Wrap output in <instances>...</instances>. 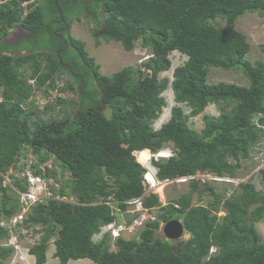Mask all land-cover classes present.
Masks as SVG:
<instances>
[{
  "label": "trees",
  "instance_id": "1",
  "mask_svg": "<svg viewBox=\"0 0 264 264\" xmlns=\"http://www.w3.org/2000/svg\"><path fill=\"white\" fill-rule=\"evenodd\" d=\"M55 1L0 0V217L9 221L21 209L18 193L3 182L12 169L11 186L26 190L16 175L25 168L28 150L37 175L43 164L59 162L61 183L58 172L45 167L60 184L53 191L73 199L38 204L24 221L32 237L39 236L29 249L35 264L48 262L52 242L60 264H264V241L256 227L264 221V171L259 172L262 190L251 182L219 190L196 178L238 176L241 161L251 159L264 138L257 124L264 125V62L247 59L251 45L237 29L247 13L264 18V0H59L64 21ZM76 18L92 21L97 47L102 41L118 42L132 52L140 42L151 57L110 77L102 75L85 42L71 34ZM18 25L35 33L18 44L7 43L4 38ZM176 51L188 60L174 70L171 82L161 74L171 70ZM211 68L242 70L249 85L210 84ZM62 77L67 78L64 96L40 106L37 92L43 89L48 100ZM170 85L176 106L156 129ZM210 105L219 108V116L205 114L201 132L191 128V118ZM106 108L110 114L103 113ZM168 145L173 156L152 158L156 178H194L188 193L164 205L158 194L147 192L148 170L136 153L148 149L156 155ZM206 195L211 200L205 203ZM136 198H142L145 209L158 210L139 238L119 237L116 250L109 233L95 241L103 228L118 223L115 208L125 212L126 202ZM172 219L183 222L189 239L157 236ZM9 236V228L0 226V242ZM13 253L0 245V264Z\"/></svg>",
  "mask_w": 264,
  "mask_h": 264
},
{
  "label": "rangeland",
  "instance_id": "2",
  "mask_svg": "<svg viewBox=\"0 0 264 264\" xmlns=\"http://www.w3.org/2000/svg\"><path fill=\"white\" fill-rule=\"evenodd\" d=\"M27 7V6H24ZM28 11V9L26 10ZM218 22L221 25H224V22L221 20H218ZM73 24V23H72ZM74 26V27H73ZM74 28V32L73 29ZM94 28V24L92 21L87 20L86 18H76L74 21V25L71 26V34L74 38L79 39L83 42H85L87 50L91 57L95 59V62L98 66H100V72L104 76H112L114 73L118 72L122 68L126 66H138V63H140V60L146 59L150 53V49H143L140 42H136L135 49L132 52H126L123 47L118 42H111V43H105L102 41L101 46L97 47L94 41V38L92 36L91 30ZM237 29L243 32L247 36V40L251 45V51L247 57L249 61L254 63L255 61H262L264 62V54L261 52V47L264 46V18L261 17L258 13H247L243 18H241L237 22ZM172 61V68L168 72H164L161 74L162 78H167L171 82L173 81V72L174 70L183 65L187 60L188 57L186 55L181 54L180 52H172L171 56ZM26 73L30 74V70L26 69ZM60 83H66L67 78L62 77ZM29 83L33 86H36V80L30 79ZM208 83L210 84H218V83H235L243 86L249 85V80L246 78L242 70H231L226 71L222 69L217 68H211L209 70V76H208ZM43 89L37 92V95L35 98H37V101L40 102V106L43 105L41 103H45L47 100L43 97ZM75 95V94H74ZM163 97L166 99L167 107L164 109L161 117L154 122V127L156 129H159L162 124L169 121L171 116V109L176 106V102L174 99V93L172 91L171 85L167 89V91L164 92ZM34 103H36L34 101ZM37 104V103H36ZM184 110L186 113H189V109L187 107H184ZM110 108H106L103 113L110 114ZM209 114L213 116H219L220 110L216 105H210L204 114L199 115L195 118H191L190 120V126L191 128L195 129L198 132H201L204 128V115ZM164 150L168 151V155L165 157H168L170 155H173L174 150L171 145H168ZM259 153L256 157L257 166L254 163H249V161L242 160V166L243 169H241L239 175L235 178L234 182H229L228 180L220 179V181L215 180L213 177V174H199L196 176L197 179L200 180V183L203 186H206V183H209L212 186L217 187L219 190L224 188V184H228L231 189L236 188L241 182H251L254 184V186L257 188V190H262L263 185L261 183V175L259 174L260 170L264 171V145L259 147ZM24 160H31L32 152L28 150L26 153ZM153 156V155H152ZM138 159V157H137ZM160 159V158H159ZM48 166L51 170H56L58 173L56 175L58 181L60 183L63 181L62 176L59 173V162H50L49 164H43L42 167ZM11 171L5 176L3 185L9 186L12 182L11 180ZM212 175V176H211ZM68 177V176H67ZM66 177V178H67ZM149 182L154 186L155 189L153 192L158 194L161 198L162 203L165 205L168 203L169 200H173L181 196L182 194H186L190 191V179H178L176 181H172L171 183L164 186L162 192H157L158 187L155 185V180L152 178H148ZM187 180V181H186ZM48 181L50 184L54 182V179L52 177L48 178ZM150 191H148L149 193ZM151 192V193H153ZM231 193V192H230ZM198 194L196 193L194 195V202L197 201ZM205 203L209 200H211V197L209 195L205 196ZM132 210V208H131ZM158 214V210L147 212H139L138 214H133L128 212L125 213H118V223H122L125 225L126 230L122 233V237L125 239H133L139 238L140 231L142 230L145 222L149 220H153L156 218ZM135 215V216H134ZM129 221H131L129 223ZM6 226V225H5ZM165 224L161 225V228L157 232V236L164 237L163 234V228ZM257 230L262 236V239L264 241V221L256 224ZM41 227H38L33 230V234H36V231L40 230ZM20 228L18 231V234L22 235L21 237H18V243L20 247H23L22 253L26 254V259L21 261L20 260V253H15L12 255L10 259L7 260L5 264H35V258L29 253H26V249H30L32 245L36 244L39 240L35 239V237H39L36 235L35 237H32L31 232L29 233L28 229ZM109 227L104 228L103 232L108 233ZM14 233V232H13ZM190 235L185 234L182 241H185L189 239ZM102 238V235L99 234L95 236V241L99 242ZM7 241L0 242V245L5 244ZM110 244L112 246V250H116L117 247L115 246V240H111ZM56 248L55 245H53V242L50 244L49 252H48V262L46 264H60L59 260L54 257V252ZM217 250L216 248L214 249ZM69 264H94L90 260H79V261H71Z\"/></svg>",
  "mask_w": 264,
  "mask_h": 264
},
{
  "label": "built area",
  "instance_id": "3",
  "mask_svg": "<svg viewBox=\"0 0 264 264\" xmlns=\"http://www.w3.org/2000/svg\"><path fill=\"white\" fill-rule=\"evenodd\" d=\"M150 57L151 56H148L146 59L140 60V63H138V64L141 65L142 63L146 62ZM63 87H64V83H59L57 85V87L54 89V91L51 93V96L48 97L47 101L53 102L58 96L63 97L64 94L61 92V88H63ZM42 104H44V103H42ZM257 124H258V127L260 129H262L264 132V125H262L260 123H257ZM262 145H264V138L261 140V142L258 145H256L254 147V152L251 155V159L248 160L249 163H254L257 166L256 157H257V154L259 153L258 149ZM23 161L25 164V168L18 175L19 180L23 181L22 184L27 187V190H24L23 192L19 191L22 211L19 214H17L16 216L12 217L9 221L5 220V219L2 220V218L0 217V226L2 228H9V231L12 233L11 242L13 244H15V247L18 249H20L21 247L19 244H17L18 237H17L15 231L17 229H19L20 226L23 224V221L25 220L28 212L30 211L31 206H33L35 203L44 204L50 200L72 201L73 202V199L69 200L67 197H62L60 195L55 194V192L53 190L55 188H60V184L55 183V182L50 184L48 181V175L46 174L45 171L43 174H39V175H37L35 173L34 167L36 165V162L33 159L23 160ZM260 171H262V170H260ZM156 175H157V170L155 171V179L157 180V183H159V184L167 185V184L172 182L171 180H166L164 182H161L156 178ZM213 177L217 181H220V179L225 178L229 181L226 183L234 182V180L236 178V177H231V176L218 177L214 174H213ZM192 178H194V177H189L186 179H192ZM146 179H147V177H146ZM173 181H176V180H173ZM145 184L147 186V192L150 191L149 193H151L155 190L153 188V185L150 182L146 181ZM126 203L128 205V208L125 212L129 211L130 213H133L135 215L141 211L147 212V213L150 212L149 210L144 208L142 198L132 199L130 201H127ZM131 208H132V210H131ZM115 210L118 212H121V213H125V212H122L119 208H115ZM107 227H109L108 233L110 234V236L113 240H116L119 237H122V233L126 230L125 225L122 223H116L114 225H109ZM107 227H105V228H107ZM103 230H104V228H103ZM103 230H102L101 235L107 233V232H103ZM22 231H24V229ZM21 250H23V249H21ZM28 251L29 250L26 251L27 254H28ZM213 252H215L214 249L211 250V253H213ZM20 259L22 261L25 260L26 255L22 253Z\"/></svg>",
  "mask_w": 264,
  "mask_h": 264
},
{
  "label": "water",
  "instance_id": "4",
  "mask_svg": "<svg viewBox=\"0 0 264 264\" xmlns=\"http://www.w3.org/2000/svg\"><path fill=\"white\" fill-rule=\"evenodd\" d=\"M88 1L104 2L106 0H88ZM58 2H59V0L55 1L57 9H58V11H59V13L61 15V18H62V20H64L63 13H62L59 5H58ZM33 34H34L33 32H26V34L24 36H22V37L27 38V37H30ZM12 35H13V33L10 34L9 36H7L5 38V40L10 41V37H12ZM159 157H161V156L159 155ZM163 234H164V237L168 241L181 242L183 240L185 234H186L185 226H184V224H183V222L181 220L172 219V220H170L169 222H167L165 224V226L163 228Z\"/></svg>",
  "mask_w": 264,
  "mask_h": 264
},
{
  "label": "clouds",
  "instance_id": "5",
  "mask_svg": "<svg viewBox=\"0 0 264 264\" xmlns=\"http://www.w3.org/2000/svg\"><path fill=\"white\" fill-rule=\"evenodd\" d=\"M33 2L35 1V0H32ZM27 4L28 3H25V5L24 6H27ZM17 27H21V25H18ZM14 30V29H13ZM13 30L11 31V32H13ZM11 34V33H10ZM9 34V35H10ZM8 35V36H9ZM6 38V37H5ZM4 38V39H5ZM22 54H27V52H23ZM149 56H151V54L149 55ZM164 150V149H163ZM163 150H161V151H163ZM159 152L158 154H161L162 152ZM151 152V151H150ZM158 154H156V155H154V154H152L153 156H152V158L153 157H157L158 156ZM174 154V153H173ZM172 155H170V156H168V157H171ZM136 157H137V154H136ZM168 157H159V158H168ZM152 158H151V162H152ZM158 157L156 158V159H159ZM137 161H138V159H137ZM36 164H37V162H36ZM35 168V167H34ZM155 168V167H154ZM156 169V168H155ZM41 170H42V174L44 173V171L46 172V168L44 167H41ZM157 170V169H156ZM12 172H13V170H12ZM12 174V173H11ZM20 174V173H19ZM18 174V175H19ZM46 174L48 175V173L46 172ZM18 175H16L17 177H18ZM11 177V176H10ZM49 177H51L50 175H48V178ZM19 178V177H18ZM186 178H189V177H185V178H180V179H186ZM11 180H12V178H11ZM178 180V179H177ZM145 181H147V179H146V176H145ZM190 181V180H189ZM10 184H12V182L10 183ZM10 187H12L14 190H16V192L18 193V195H19V190L17 189V188H15L14 186H11V185H9ZM24 186V185H23ZM25 188H26V190H27V187L25 186ZM24 191V190H23ZM23 191H21V192H23ZM19 197H20V195H19ZM47 203V202H46ZM45 204V203H44ZM36 205H38V203H35L33 206H31V209H30V211L28 212V214H27V216H26V218H25V220L26 219H28V217H29V215L32 213V210H33V207H35ZM22 211V207H21V209L19 210V212L18 213H16L14 216H16L17 214H19L20 212ZM13 216V217H14ZM2 218V217H1ZM24 220V221H25ZM24 221H23V224L20 226V228H22V229H26V227H25V224H24ZM19 228V229H20ZM19 229H17L15 232H16V235H17V237H21L22 235H20V234H18V231H19ZM9 239H7L6 241V243L5 244H3V246H5V247H11L13 250H14V253L13 254H15V253H20V254H22V250L21 249H23V247H21L20 249H18V248H16L15 247V244H13L12 242H11V240H12V233L9 231ZM17 244H19L18 243V239H17ZM26 250H29V249H26ZM30 252L28 251V254H29ZM24 254V253H23ZM26 255V254H25ZM20 257H21V255H20ZM34 257V256H33ZM35 258V257H34ZM21 260V259H20ZM22 261V260H21ZM21 264V263H20Z\"/></svg>",
  "mask_w": 264,
  "mask_h": 264
},
{
  "label": "bare ground",
  "instance_id": "6",
  "mask_svg": "<svg viewBox=\"0 0 264 264\" xmlns=\"http://www.w3.org/2000/svg\"><path fill=\"white\" fill-rule=\"evenodd\" d=\"M162 153L161 154H158V157L159 155L161 157H165L168 155V151L166 150H163L161 151ZM137 157H138V162L141 163L147 170V175L146 177L148 178H152L153 180H155V185L156 187H158V190L157 192H162L163 191V188H164V184H159L157 183V180L155 179V168L154 166L152 165V162H151V158H152V154L148 149L147 150H144V151H141V152H137ZM173 156V155H172ZM249 158V157H248ZM154 159V158H153ZM198 176V175H197ZM200 176V175H199ZM212 176V175H211ZM220 176V175H218ZM233 177V176H232ZM237 177V176H236ZM227 180V179H226ZM147 181L149 182V180L147 179ZM224 181V180H223ZM223 181H220V182H223ZM210 183V182H209ZM208 183V184H209ZM232 183V182H231ZM242 183V182H241ZM153 184V183H152ZM225 185V184H224ZM212 186V185H211ZM154 187V186H153ZM215 187V186H214ZM225 187V186H224ZM228 187V186H226ZM217 188V187H216ZM226 190V189H225ZM231 190V189H230ZM234 191V190H233ZM236 191V190H235ZM219 193V192H218ZM225 193V192H224ZM223 194V193H222ZM225 197V196H224ZM227 198V197H226Z\"/></svg>",
  "mask_w": 264,
  "mask_h": 264
},
{
  "label": "flooded vegetation",
  "instance_id": "7",
  "mask_svg": "<svg viewBox=\"0 0 264 264\" xmlns=\"http://www.w3.org/2000/svg\"><path fill=\"white\" fill-rule=\"evenodd\" d=\"M64 21V20H63ZM66 27H67V25H66ZM65 27V28H66ZM64 30L65 29H63V30H60V33H59V36L61 37V38H64L63 37V35H61V32H64ZM26 32H28L27 30H25L22 26L21 27H17L16 26V28H14V30H13V32H11V34L13 33V35H12V37H10V41H7V40H5L6 42H11V43H14V44H18L20 41H21V39H23L24 37H22V36H24L25 34H26ZM31 32H33V31H31ZM33 33H35V32H33ZM32 36V35H31ZM30 36V37H31ZM66 46L68 47V44H66ZM22 54V53H21ZM64 66H66L71 72H72V70L70 69V67L67 65V64H64ZM73 73V72H72ZM78 75H76L75 74V77H77ZM70 79H71V81H73L74 80V77H70Z\"/></svg>",
  "mask_w": 264,
  "mask_h": 264
},
{
  "label": "crops",
  "instance_id": "8",
  "mask_svg": "<svg viewBox=\"0 0 264 264\" xmlns=\"http://www.w3.org/2000/svg\"><path fill=\"white\" fill-rule=\"evenodd\" d=\"M75 21V20H74ZM74 21H73V24L72 25H74ZM74 27V26H73ZM73 30V32H74V28L72 29ZM120 44V43H119ZM121 45V44H120ZM129 53V52H128ZM55 253V252H54Z\"/></svg>",
  "mask_w": 264,
  "mask_h": 264
}]
</instances>
